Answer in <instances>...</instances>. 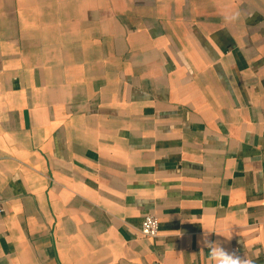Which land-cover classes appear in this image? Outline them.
Segmentation results:
<instances>
[{"label":"crops","instance_id":"obj_1","mask_svg":"<svg viewBox=\"0 0 264 264\" xmlns=\"http://www.w3.org/2000/svg\"><path fill=\"white\" fill-rule=\"evenodd\" d=\"M0 202V264H264V0H0Z\"/></svg>","mask_w":264,"mask_h":264},{"label":"clouds","instance_id":"obj_2","mask_svg":"<svg viewBox=\"0 0 264 264\" xmlns=\"http://www.w3.org/2000/svg\"><path fill=\"white\" fill-rule=\"evenodd\" d=\"M235 18L234 16L233 19ZM203 245L209 249V264H252L245 257L227 251L219 242H212L207 239V236L203 241Z\"/></svg>","mask_w":264,"mask_h":264},{"label":"built area","instance_id":"obj_3","mask_svg":"<svg viewBox=\"0 0 264 264\" xmlns=\"http://www.w3.org/2000/svg\"><path fill=\"white\" fill-rule=\"evenodd\" d=\"M3 212V206L0 202V213ZM140 233L145 238H156L159 234V220L153 214H147L143 217Z\"/></svg>","mask_w":264,"mask_h":264}]
</instances>
